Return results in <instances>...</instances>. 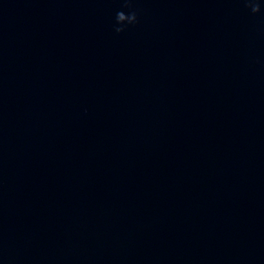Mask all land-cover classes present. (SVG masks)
I'll return each mask as SVG.
<instances>
[{
    "label": "water",
    "instance_id": "95a60500",
    "mask_svg": "<svg viewBox=\"0 0 264 264\" xmlns=\"http://www.w3.org/2000/svg\"><path fill=\"white\" fill-rule=\"evenodd\" d=\"M0 264H264V0H0Z\"/></svg>",
    "mask_w": 264,
    "mask_h": 264
}]
</instances>
